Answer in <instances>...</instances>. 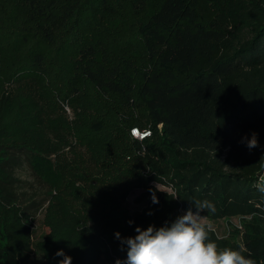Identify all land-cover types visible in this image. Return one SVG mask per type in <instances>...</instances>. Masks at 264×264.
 Masks as SVG:
<instances>
[{
  "label": "trees",
  "instance_id": "1",
  "mask_svg": "<svg viewBox=\"0 0 264 264\" xmlns=\"http://www.w3.org/2000/svg\"><path fill=\"white\" fill-rule=\"evenodd\" d=\"M134 128L151 135L135 139ZM118 150L147 159L143 208L103 221L63 214L36 246L45 264H59V250L72 264L124 261L116 232L170 226L195 199L215 204L201 213L210 220L251 217L244 244L213 229L209 240L264 264V0H0V229L13 243L0 264L33 252L21 225L25 160L50 179L89 160L107 171Z\"/></svg>",
  "mask_w": 264,
  "mask_h": 264
},
{
  "label": "rangeland",
  "instance_id": "2",
  "mask_svg": "<svg viewBox=\"0 0 264 264\" xmlns=\"http://www.w3.org/2000/svg\"><path fill=\"white\" fill-rule=\"evenodd\" d=\"M199 7L203 16L210 20L212 13L207 5L200 1ZM61 106L62 110L72 120L74 112L71 107L66 102ZM87 138L88 142L91 140L94 143L97 139H101L99 135L93 132H87ZM75 141L83 156L82 160H88L90 157L89 150L85 146L79 145L77 138ZM118 153L119 158L113 160L115 165L107 171L98 170L100 163L96 166L94 162L89 160L88 163L79 166L75 172L65 173L63 176L57 173L55 175L50 174L48 176L50 179H38L32 172L28 161L25 160L19 170L22 181L19 186L20 203L23 208H26L24 209L25 214L22 215L21 225L30 233V246L33 251L28 264H45L44 259L37 254L36 246L45 235L51 232L54 224L63 214L71 213L84 220L87 218L90 221H103L118 214L134 216L141 211L144 204H139L137 198L143 192V187L140 184L142 182L137 177L143 176L145 180L148 179H146L148 169H145L147 159L136 164L132 154L121 150H118ZM110 159H106V161ZM142 164L143 167H141ZM153 183L162 190L171 191L159 180H155ZM122 189L129 190V194L124 200H122L121 191L117 193L118 190ZM250 220L251 217L218 221L206 218L204 222L210 224L220 237L244 244L246 233L250 232L251 229L248 224ZM7 242L5 233L0 229V262H3L4 259L2 255H5L4 253L13 244L10 241L7 245ZM100 264L113 263L102 260Z\"/></svg>",
  "mask_w": 264,
  "mask_h": 264
},
{
  "label": "clouds",
  "instance_id": "3",
  "mask_svg": "<svg viewBox=\"0 0 264 264\" xmlns=\"http://www.w3.org/2000/svg\"><path fill=\"white\" fill-rule=\"evenodd\" d=\"M132 134L139 140L150 135L148 132L138 134L135 128ZM246 146L249 150L258 147L256 133L247 139ZM151 199L154 204L159 202L154 192ZM191 204L192 207L170 226L157 229L149 225L146 230L137 227V235L127 238H122L116 232L115 238L121 240L122 245H127V257L124 261L117 259L115 264H255L252 259L242 255L243 249L218 250L217 244L209 240L212 226L204 222L206 217L201 213L216 212L212 201L195 199ZM56 255L63 257L59 264H72V257L65 255L63 250L57 251Z\"/></svg>",
  "mask_w": 264,
  "mask_h": 264
},
{
  "label": "built area",
  "instance_id": "4",
  "mask_svg": "<svg viewBox=\"0 0 264 264\" xmlns=\"http://www.w3.org/2000/svg\"><path fill=\"white\" fill-rule=\"evenodd\" d=\"M135 129H137V133H138V134L148 132V133H150V135H151V131H149V130H146V131H140L138 128H135ZM131 135H132V137H134L133 134H132V130H131ZM150 135L146 136L143 140H145L146 138H148ZM134 138H135V137H134ZM135 139H137V138H135Z\"/></svg>",
  "mask_w": 264,
  "mask_h": 264
}]
</instances>
